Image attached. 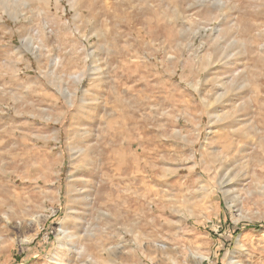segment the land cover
I'll return each mask as SVG.
<instances>
[{"label":"rangeland","instance_id":"obj_1","mask_svg":"<svg viewBox=\"0 0 264 264\" xmlns=\"http://www.w3.org/2000/svg\"><path fill=\"white\" fill-rule=\"evenodd\" d=\"M0 264H264V0H0Z\"/></svg>","mask_w":264,"mask_h":264},{"label":"bare ground","instance_id":"obj_2","mask_svg":"<svg viewBox=\"0 0 264 264\" xmlns=\"http://www.w3.org/2000/svg\"><path fill=\"white\" fill-rule=\"evenodd\" d=\"M220 173V172H219ZM217 176V175H216ZM220 177V176H219ZM224 182V181H223ZM222 184V186H224L225 185V183H221ZM228 192L226 191L225 193H224V195L226 196V194H227ZM228 195V194H227ZM228 196H230V195H228ZM235 199H237V198H235ZM236 201V200H235ZM60 234L61 235H63V238L64 239H67V238H69V239H72L73 237L69 234V230L68 229H63V228H61L60 230ZM79 238V237H78ZM61 249L63 248L62 246L60 247ZM163 248H164V246H163ZM97 259V258H96ZM206 258L204 257V256H199V261H200V263H202L204 260H205Z\"/></svg>","mask_w":264,"mask_h":264}]
</instances>
